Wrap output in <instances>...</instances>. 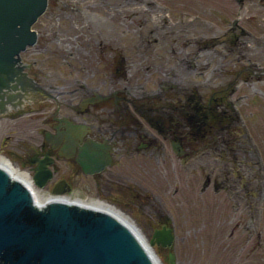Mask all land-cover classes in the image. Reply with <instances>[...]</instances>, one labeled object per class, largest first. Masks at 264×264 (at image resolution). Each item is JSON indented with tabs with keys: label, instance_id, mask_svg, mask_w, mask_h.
<instances>
[{
	"label": "flooded vegetation",
	"instance_id": "1",
	"mask_svg": "<svg viewBox=\"0 0 264 264\" xmlns=\"http://www.w3.org/2000/svg\"><path fill=\"white\" fill-rule=\"evenodd\" d=\"M91 4L114 30L90 28L72 63L83 76L42 81L23 58L26 73L1 92L0 117L28 143L14 160L34 188L45 167L47 190L112 207L134 225L131 204L139 205L158 218L152 234L171 229V244L158 245L172 264L181 241L182 264H264V144L252 128L256 94L264 99L252 85L264 79V0ZM196 169L205 193L198 225L184 190L173 209L160 192L164 183L176 196Z\"/></svg>",
	"mask_w": 264,
	"mask_h": 264
},
{
	"label": "water",
	"instance_id": "2",
	"mask_svg": "<svg viewBox=\"0 0 264 264\" xmlns=\"http://www.w3.org/2000/svg\"><path fill=\"white\" fill-rule=\"evenodd\" d=\"M47 2L0 0V96L26 73L20 52L36 41L32 25ZM48 176L39 166L37 183L43 185ZM170 230H156L149 246L170 244ZM157 259L117 213L60 195L39 201L21 177L0 163V264H160Z\"/></svg>",
	"mask_w": 264,
	"mask_h": 264
},
{
	"label": "rangeland",
	"instance_id": "3",
	"mask_svg": "<svg viewBox=\"0 0 264 264\" xmlns=\"http://www.w3.org/2000/svg\"><path fill=\"white\" fill-rule=\"evenodd\" d=\"M94 0H50L46 11L39 17L34 23V27L39 32L38 41L29 46L22 52L24 59H30L32 62L31 70H36L40 74L42 81L47 78L53 80L55 83H66L69 79V83L72 84L73 76H83L84 70L79 72L73 69L72 63L77 64L79 58H83V52L88 48L87 42L91 29H98L102 32L114 30V24L110 19L103 6L95 7L91 3ZM178 15V14H177ZM176 15V18L178 17ZM111 27V28H109ZM96 34V33H94ZM77 54V56H76ZM61 75L64 79H57L56 76ZM56 77V78H55ZM253 86L257 89H264V79L253 81ZM245 87V85H244ZM256 110L254 113L255 121L253 123V131L257 134L259 143L264 144V99L262 96L256 94L255 98ZM12 123L8 117H0V154L3 153L10 158L15 167L18 163L14 160L13 155L16 153V147H20L21 144L28 143L25 139L17 140L14 137L19 135L26 138L25 134L13 133L10 131ZM2 145V143H4ZM2 154V155H3ZM3 155V156H4ZM5 156V157H6ZM6 157V158H7ZM18 168V167H17ZM23 169V168H21ZM24 171V170H22ZM203 173L193 170L188 178L189 187H181L180 191L175 195H171V189L168 191L166 187L163 188L164 183L160 184V192L162 199L166 200L169 209H173L171 199L181 196V192H185L188 199L192 201L191 217L189 223L197 225L199 224V213L201 207L199 205V199L205 195L204 191H201ZM45 188H42V191ZM41 192L48 197L51 194L44 190ZM175 197V198H174ZM214 199V195L210 196ZM131 216L135 219V227L140 230L146 237H150L154 227L158 223V218H152L150 215H142L139 211V205L131 204ZM179 235L183 233V230H178ZM180 240V236L178 241ZM181 245H177L179 252L176 255L177 264L181 263V257L183 256L184 243L181 241ZM155 250L163 259L165 264L168 263L169 248L166 246L154 244Z\"/></svg>",
	"mask_w": 264,
	"mask_h": 264
},
{
	"label": "bare ground",
	"instance_id": "4",
	"mask_svg": "<svg viewBox=\"0 0 264 264\" xmlns=\"http://www.w3.org/2000/svg\"><path fill=\"white\" fill-rule=\"evenodd\" d=\"M0 163L1 164H4V165H6L7 167H9L10 168V170L14 173V174H16L17 176H19V177H21L22 179H25V180H28L29 181V179H28V177L26 176L27 174H26V172L25 171H22V170H20L19 168H17V167H15L9 160H8V158H6L5 156H3L2 154H0ZM31 187H32V189H33V191L36 193V195H37V199L39 200V201H43V200H45V199H48V198H51V197H56V195H54V194H52V195H49L48 197H45V195L44 194H42L39 190H37L36 188H34V186L31 184ZM93 204V203H92ZM123 220H125L133 229H134V231L142 238V240H143V242L145 243V245L148 247V249L151 251V253L157 258V253H156V251H155V249L153 248V247H151V246H149V244H148V238L144 235V234H142L141 232H140V230L139 229H137L136 227H135V225L133 224V222H132V220H130L128 217H126L125 215H123V216H121V215H119ZM158 260V259H157ZM158 261H160V260H158ZM160 264H163L161 261H160Z\"/></svg>",
	"mask_w": 264,
	"mask_h": 264
}]
</instances>
